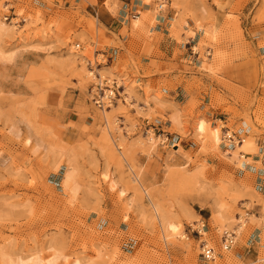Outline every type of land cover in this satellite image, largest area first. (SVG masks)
I'll use <instances>...</instances> for the list:
<instances>
[{
  "label": "rangeland",
  "instance_id": "1",
  "mask_svg": "<svg viewBox=\"0 0 264 264\" xmlns=\"http://www.w3.org/2000/svg\"><path fill=\"white\" fill-rule=\"evenodd\" d=\"M160 1L0 0V264H264V0Z\"/></svg>",
  "mask_w": 264,
  "mask_h": 264
},
{
  "label": "built area",
  "instance_id": "2",
  "mask_svg": "<svg viewBox=\"0 0 264 264\" xmlns=\"http://www.w3.org/2000/svg\"><path fill=\"white\" fill-rule=\"evenodd\" d=\"M163 6V2L161 1L158 4L157 9L161 10ZM74 48L75 49H80V46L78 43L74 44ZM95 63V66L99 65V62L97 61H93ZM85 64L90 68L91 67V62H85ZM91 69V68H90ZM116 86H114L115 88ZM112 88L111 90H105L107 89L104 86H101L99 83L94 84L91 88H90V98H91V102L92 104L98 108H104L107 109L111 104H113L114 100H115V95H114V91L117 94V90L119 89V87H117V89ZM119 91V90H118ZM119 97V96H118ZM231 135H226V138H229L230 140L232 139L230 137ZM239 141V139H238ZM260 162L262 165H264V147L262 146L260 148ZM202 227H203V223H202ZM188 229L190 230L189 233H193L194 235H196V238L199 239L202 234L199 231V227H191L188 226ZM220 238V245L222 249H229L233 242V234L227 231H223L222 234L219 236ZM199 253H200V257L205 260V261H212L214 259V248L209 244V242H206V240L201 239L199 241Z\"/></svg>",
  "mask_w": 264,
  "mask_h": 264
},
{
  "label": "bare ground",
  "instance_id": "3",
  "mask_svg": "<svg viewBox=\"0 0 264 264\" xmlns=\"http://www.w3.org/2000/svg\"><path fill=\"white\" fill-rule=\"evenodd\" d=\"M162 2H163V5H164V3H165V0H161ZM160 1V2H161ZM159 2V3H160ZM167 2V1H166ZM158 3V4H159ZM158 4H157V7H158ZM163 7V6H162ZM158 10V9H157ZM161 10H162V8H161ZM158 11H160V10H158ZM135 19H136V17H135ZM4 32V29H3V27H2V25H0V37H1V34ZM107 83H108V81H106ZM103 115V114H102ZM106 119V118H105ZM107 124V123H106ZM226 135H227V133L224 135L225 136V139L228 141V142H232V143H234V138L233 139H229V138H226ZM229 135H232V134H229ZM231 138L233 137V136H230ZM236 141V140H235ZM236 143H242V139H240L239 138V141L238 142H236ZM230 220L231 221H229L228 222V225L231 227V226H235L236 228H237V230L239 229V226L237 227V224L238 223H234V220L233 219H231L230 218ZM237 220V219H236ZM163 222H165V223H167V225L164 227V233H166L167 234V236H168V238L170 239V240H172V239H174V238H176L177 237V234H178V226H177V223H175L174 222V219H173V217L171 216V215H167L163 220H162ZM238 225H240V223L238 224ZM188 226H191V227H198V226H195V225H188ZM227 226V225H226ZM225 226V227H226ZM203 227H204V225H203ZM203 227H202V222H201V224H200V226H199V231H200V233L203 235V233H204V230H203ZM240 227H242L241 225H240ZM190 230L187 228L186 229V232H189ZM228 232V231H227ZM230 233H232L233 234V239H234V237H235V235H234V232H230ZM165 234V235H166ZM185 236V235H184ZM200 239V238H199ZM203 239V238H202ZM204 240H206V242H209V244L212 246V244L210 243L211 241H209L207 238H204ZM200 241V240H199ZM234 243V242H233ZM198 245H199V243H198ZM233 245V244H232ZM213 247V246H212ZM214 248V247H213ZM231 248V247H230ZM229 248V249H230ZM214 255H215V251H214ZM213 260H215V256H214V259ZM212 260V261H213ZM212 261H210V262H212Z\"/></svg>",
  "mask_w": 264,
  "mask_h": 264
},
{
  "label": "crops",
  "instance_id": "4",
  "mask_svg": "<svg viewBox=\"0 0 264 264\" xmlns=\"http://www.w3.org/2000/svg\"><path fill=\"white\" fill-rule=\"evenodd\" d=\"M119 1H121V0H119ZM124 1H129V0H124ZM125 4L127 3V2H124ZM103 17L106 19V22H105V24H108V25H110L111 24V22H113V19L111 18V17H109V16H104L103 15ZM101 23H103L102 21H100ZM168 46V43H162V44H159L158 45V47H157V51L160 53V54H162L161 55V57H165V58H169V57H171V51H172V48L171 47H169ZM112 53L114 52L115 53V51H113V50H110ZM253 68V67H252ZM254 69V68H253ZM233 73H235V74H238L239 73V67H236L233 71H232ZM228 73H230V72H228ZM262 81H264V79H262ZM238 84L239 85H241V86H248V87H251L252 85H253V77H251L250 78V80L249 81H247V82H238ZM253 91H254V88L252 89ZM160 91L162 92V93H164V94H168V95H174V98L175 97H178V99H182L181 97H182V95L184 96V93H183V91H180V87H179V89H178V91L177 90H175V91H170V90H167L166 88H160ZM184 99V98H183Z\"/></svg>",
  "mask_w": 264,
  "mask_h": 264
}]
</instances>
